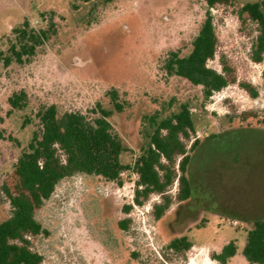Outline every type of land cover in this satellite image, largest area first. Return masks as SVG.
I'll use <instances>...</instances> for the list:
<instances>
[{
  "label": "rangeland",
  "instance_id": "rangeland-1",
  "mask_svg": "<svg viewBox=\"0 0 264 264\" xmlns=\"http://www.w3.org/2000/svg\"><path fill=\"white\" fill-rule=\"evenodd\" d=\"M256 1L211 8L219 45L209 65L221 71L224 61L235 81L207 99L202 86L163 68L170 50L191 51L207 0H0L5 54L14 27L28 19L36 29L47 28L41 13H55L54 30L29 60L5 65L0 58V221L11 213L5 188L33 192L21 155L39 128L36 113L43 106L94 117L97 103L112 107L107 91L117 89L124 110L110 119L130 148L121 155L128 164L149 139L144 115L158 109L169 114L188 104L196 127L192 139L201 141L189 166L192 196L178 200L176 180L161 218L154 205L163 196L134 202L135 172L125 171L122 185L96 175L63 179L36 213L47 233L30 240L44 256L42 264H252L242 252L247 230L264 217V60H252L257 24L239 11ZM242 83L252 84L258 96ZM20 90L27 92V106L12 109L9 97ZM126 204H132L128 213ZM127 218L129 227L122 229L119 221ZM184 235L192 246L183 253L170 249V241ZM234 239L236 255L220 262L215 255Z\"/></svg>",
  "mask_w": 264,
  "mask_h": 264
},
{
  "label": "trees",
  "instance_id": "trees-1",
  "mask_svg": "<svg viewBox=\"0 0 264 264\" xmlns=\"http://www.w3.org/2000/svg\"><path fill=\"white\" fill-rule=\"evenodd\" d=\"M88 2L90 0H83ZM231 0H207L206 17L192 41V49L182 55L179 50H170L166 55L163 68L169 76H180L194 85L202 86L205 98L222 90L235 79L231 68L223 61V70L209 65L214 59L219 45L214 17L211 8L217 3H229ZM43 12L41 15L49 21L47 28L36 29L28 19L12 29L15 40L9 47V53L0 51L5 65L13 61L23 63L29 60L38 46L42 45L54 30V19ZM239 14H245L257 24V35L252 45L251 58L257 63L264 60V0L247 2L240 8ZM264 78V70H263ZM242 86L257 97L259 91L250 83ZM112 107L105 108L97 103L93 109L94 117L80 111L60 112L56 104L41 107L36 116L39 128L22 150V163L33 184V192H11L5 188L11 205V213L0 221V264H42L44 256L34 250L31 237L47 233L36 213L49 200L58 183L78 174L101 176L122 185L125 171L138 175L134 193V202L143 205L152 194L163 196V201L154 205L156 218H161L169 208L172 197L168 190L177 180L180 201L192 196V183L189 166L192 153L200 144L196 133L192 111L188 104L182 103L178 110L169 114L158 109L144 115L143 121L150 128L148 141L141 146L134 164L124 163L121 155L130 150L123 138L115 131L111 116L124 110L119 91L112 88L107 91ZM27 92L15 91L9 97L12 109L27 106ZM171 104V103H170ZM166 110V108H164ZM249 113H245L247 117ZM30 119L23 123L27 124ZM264 126V117L261 119ZM191 144L189 146V142ZM132 204L124 205L128 213ZM130 218L119 221L122 229H128ZM175 252H185L192 243L187 236L173 238L169 245ZM238 251L237 240L226 243L215 257L226 263ZM243 255L252 264H264V217L253 221L247 230V240Z\"/></svg>",
  "mask_w": 264,
  "mask_h": 264
},
{
  "label": "flooded vegetation",
  "instance_id": "flooded-vegetation-1",
  "mask_svg": "<svg viewBox=\"0 0 264 264\" xmlns=\"http://www.w3.org/2000/svg\"><path fill=\"white\" fill-rule=\"evenodd\" d=\"M184 201V200H183ZM179 237H181V236H179Z\"/></svg>",
  "mask_w": 264,
  "mask_h": 264
}]
</instances>
